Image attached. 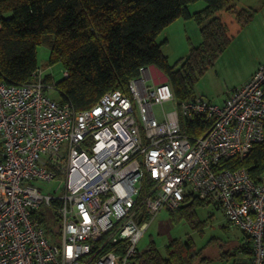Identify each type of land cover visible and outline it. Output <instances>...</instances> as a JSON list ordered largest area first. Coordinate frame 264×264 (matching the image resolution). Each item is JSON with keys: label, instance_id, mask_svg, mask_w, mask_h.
I'll return each mask as SVG.
<instances>
[{"label": "built area", "instance_id": "obj_1", "mask_svg": "<svg viewBox=\"0 0 264 264\" xmlns=\"http://www.w3.org/2000/svg\"><path fill=\"white\" fill-rule=\"evenodd\" d=\"M151 69L84 110L52 99L41 70L27 84L0 80V264H128L145 214L177 209L189 192L218 203L264 264V175L225 166L264 139V63L222 105L199 94L161 115L155 106L175 97ZM197 116L213 125L191 139L182 124ZM148 175L155 188L141 200ZM37 180L60 185L44 195ZM50 208L57 238L39 220Z\"/></svg>", "mask_w": 264, "mask_h": 264}, {"label": "trees", "instance_id": "obj_2", "mask_svg": "<svg viewBox=\"0 0 264 264\" xmlns=\"http://www.w3.org/2000/svg\"><path fill=\"white\" fill-rule=\"evenodd\" d=\"M196 1L0 0V80L14 85L37 81L39 77L35 73L40 70L37 48L45 45L51 49L50 65L62 64L67 75L53 82V75L46 74L42 81L61 93V103L70 102L77 110L92 107L110 91L129 93L130 81L140 75L142 67L162 71L179 104L195 99L199 95L195 90L199 77L215 65L232 42L228 25L217 13L226 10L235 14L244 28L255 12L250 8H235L234 0H204L207 3L204 9L191 12L189 5ZM181 17L195 19L200 26L202 43L192 46L187 58L172 65L163 51L166 41L158 42V37ZM182 125L184 132L196 139L211 128L213 119L197 116L185 119ZM225 166L246 168L253 180L260 182L264 175V139L254 143L244 158H232ZM154 188L155 181L146 176L141 200ZM210 202L189 192L177 209L168 210L175 220H186L202 230L205 221L198 220L197 209ZM50 209L59 226L58 211ZM48 215L47 211L46 217L41 215L39 220L57 238L48 224ZM148 215L145 214L146 220L150 219ZM242 232L243 243L221 250L226 262L252 264V239ZM123 247L125 242L117 248ZM205 248L198 249L192 241L173 239L166 245V256L151 245L144 252L138 250L128 264H193L197 260L201 264L209 260L204 255Z\"/></svg>", "mask_w": 264, "mask_h": 264}, {"label": "rangeland", "instance_id": "obj_3", "mask_svg": "<svg viewBox=\"0 0 264 264\" xmlns=\"http://www.w3.org/2000/svg\"><path fill=\"white\" fill-rule=\"evenodd\" d=\"M233 5L237 9L255 8L252 19L242 28L235 14L226 10L217 13L229 24V35L232 42L219 56L215 65L199 77L195 87L197 94L204 95L207 100L217 105H222L229 92L249 80L251 75L264 63V0H234ZM206 6L207 3L204 0H198L191 3L189 9L191 12H196ZM165 41L163 51L169 62L174 65L181 59L187 58L192 46H200L202 43L200 26L195 19L181 17L160 33L158 42ZM37 53L43 76L53 75V82H58L65 77V68L62 64L50 65L51 49L49 47L39 45ZM153 73L160 77L159 70L155 67ZM167 82L171 85L169 81ZM47 94L56 101L62 99L61 93L54 88L47 89ZM178 108L179 100L175 98L174 101L156 105L155 111L161 115L163 110L171 111ZM35 184L42 189L44 195H54L60 182L37 180ZM48 213V224L50 229L54 230L58 224L53 211L48 210ZM197 214L199 221H205L204 225L202 224V230L186 220H175L167 208H163L154 215L147 214L150 219L146 220L145 217L148 226L138 243L139 252H144L151 245H155L161 255L166 256V245L173 239H181L183 242L192 241L198 249L206 247L204 255L209 260L201 264H233L232 260L226 262L221 257V250L227 251L243 243L245 238L242 230L228 222L224 210L212 202L199 207ZM243 259L246 260V258ZM193 264H200V260Z\"/></svg>", "mask_w": 264, "mask_h": 264}, {"label": "crops", "instance_id": "obj_4", "mask_svg": "<svg viewBox=\"0 0 264 264\" xmlns=\"http://www.w3.org/2000/svg\"><path fill=\"white\" fill-rule=\"evenodd\" d=\"M236 7V6H235ZM242 8H246V7H242ZM250 9H254L255 10V8H250ZM222 11H224V10H222ZM220 12V11H219ZM220 18H221V16H219ZM179 19V18H178ZM223 21H224V19L223 18H221ZM237 20V19H236ZM238 21V20H237ZM227 25H228V33H229V24L226 22V21H224ZM239 23V22H238ZM241 27V26H240ZM242 29V28H241ZM156 68V67H155ZM157 70H159L158 68H156ZM151 73H152V75H153V77L155 78V80H154V83H157V84H159V83H161V82H163V81H165V79H166V76L163 74V72L162 71H160L159 70V73H160V77L159 76H155L154 75V73H153V69H151ZM254 74V73H253ZM252 74V75H253ZM251 75V76H252ZM248 81V80H247ZM247 81H245V82H247ZM244 82V83H245ZM243 83V84H244ZM242 84V85H243ZM204 96V95H203Z\"/></svg>", "mask_w": 264, "mask_h": 264}]
</instances>
